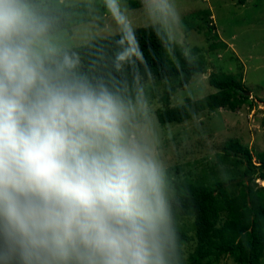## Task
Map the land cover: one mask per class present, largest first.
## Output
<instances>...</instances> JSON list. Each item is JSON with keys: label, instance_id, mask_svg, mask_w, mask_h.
Segmentation results:
<instances>
[{"label": "clouds", "instance_id": "obj_1", "mask_svg": "<svg viewBox=\"0 0 264 264\" xmlns=\"http://www.w3.org/2000/svg\"><path fill=\"white\" fill-rule=\"evenodd\" d=\"M81 2L88 19L70 25ZM133 4L0 0V264H190L140 29L182 79L198 65L196 41L185 0ZM203 83L194 70L182 90L195 98ZM205 126L193 113L198 134Z\"/></svg>", "mask_w": 264, "mask_h": 264}, {"label": "trees", "instance_id": "obj_2", "mask_svg": "<svg viewBox=\"0 0 264 264\" xmlns=\"http://www.w3.org/2000/svg\"><path fill=\"white\" fill-rule=\"evenodd\" d=\"M247 1L237 0V4L244 5ZM133 6H138V1H134ZM70 10L74 12L70 17V25L88 19L83 15V4ZM210 13V10H204L184 17L190 32L205 35L211 50L209 56L225 46L218 35L213 34L216 25L209 19ZM140 32L146 48L148 43L151 44L152 50H146V55L152 61L158 82L153 95H158L159 90L163 91L160 97L163 105L158 109L162 124L183 123L193 113L205 109L236 112L245 106L252 108L258 102L264 103V99L254 95L246 86L243 77L214 72L208 79L210 86L216 90L214 93L200 99L186 98L182 104L172 106L171 98L183 89L188 74L194 70L201 75L207 72L209 63L203 49L196 47L198 65L194 70L185 66V77L182 79L181 70L166 55L154 33L143 27ZM106 43L102 39L91 41L92 45ZM82 51L88 55L96 51V48L85 45ZM180 61L183 64L182 58ZM161 62L164 63L163 68ZM216 158L215 164L206 165L202 175L195 176L188 171L180 176L182 167H175L178 187L185 201L181 228L189 248L190 264H217L227 257H231L236 264H262L264 185H259L257 181H264V150L254 154L239 138H234L224 144L222 152H218ZM220 169H223L224 176ZM216 170L218 172L215 174Z\"/></svg>", "mask_w": 264, "mask_h": 264}, {"label": "rangeland", "instance_id": "obj_3", "mask_svg": "<svg viewBox=\"0 0 264 264\" xmlns=\"http://www.w3.org/2000/svg\"><path fill=\"white\" fill-rule=\"evenodd\" d=\"M79 4L83 3L76 6ZM185 4V16L211 11L209 19L216 25L213 34H217L225 46L209 56L211 50L205 35L191 31L196 47L203 49L209 63L207 72L201 75L203 93L193 98L181 89L171 98V105L182 104L186 98L200 99L214 93L216 90L208 81L209 75L214 72L243 77L251 92L264 99V0H248L244 5H238L237 0H185ZM162 92L159 90V94L155 95L158 109L163 105L160 101ZM197 114H202L206 122L203 134H198L192 127L193 116L183 123L162 124L172 132L170 145L176 153L174 167H182L180 176L188 171L195 176L202 175L206 165L216 163L217 153L222 152L224 144L230 139L239 138L254 154L264 150V103L258 102L252 108L245 106L236 112L205 109ZM254 161L257 163V159L254 158ZM220 170L224 176L223 169ZM257 182L264 185V181ZM217 264L236 263L227 257Z\"/></svg>", "mask_w": 264, "mask_h": 264}]
</instances>
